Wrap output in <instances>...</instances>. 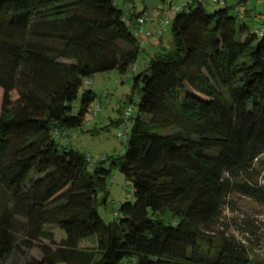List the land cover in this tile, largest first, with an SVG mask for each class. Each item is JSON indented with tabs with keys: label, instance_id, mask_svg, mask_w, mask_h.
Segmentation results:
<instances>
[{
	"label": "trees",
	"instance_id": "16d2710c",
	"mask_svg": "<svg viewBox=\"0 0 264 264\" xmlns=\"http://www.w3.org/2000/svg\"><path fill=\"white\" fill-rule=\"evenodd\" d=\"M250 1L176 7L107 169L57 136L84 125L88 79L137 61L134 16L116 0H0V264L32 250L25 264H264L222 221L232 197L264 207V18ZM112 167L132 194L105 223Z\"/></svg>",
	"mask_w": 264,
	"mask_h": 264
},
{
	"label": "rangeland",
	"instance_id": "374dc122",
	"mask_svg": "<svg viewBox=\"0 0 264 264\" xmlns=\"http://www.w3.org/2000/svg\"><path fill=\"white\" fill-rule=\"evenodd\" d=\"M175 1L176 6L173 5ZM143 4L148 6L146 11H143ZM118 5L125 11L128 24H130L129 14L134 7L136 11L140 12L137 16L146 14L148 18L146 24L142 26L141 34H137L141 46L138 59L125 74L113 71L97 74L88 79L86 89L94 92L97 97L91 105L84 125L78 129H67L57 136V143L60 147H67L86 155L89 158V167L101 163L103 167L110 169L112 161L122 156L124 142L127 140L129 131L137 117L140 94L133 87L135 74L143 72L155 57L151 46L149 47L145 43L146 41H154L152 45H155L159 40L163 41L166 49L171 47L170 22L173 11L177 6L182 5V0H174L171 4L164 3L162 0H132L129 3L119 0ZM247 7L254 9L253 14H260L264 17V0H252ZM205 8L208 13L218 9L217 6L210 3ZM155 13L161 16L160 27L156 31H151L148 25L152 23L151 18L153 19ZM248 25L251 29L256 26L253 22L248 23ZM148 33L151 35L150 40L141 39L142 37L145 38ZM156 52L162 53L163 51ZM78 109L79 99L72 104V114H76ZM261 159L264 160V157ZM106 191V201L99 205L98 211L105 223H111L115 219V212L119 206L129 201L132 185L112 167L110 176L106 181ZM228 200L230 206L224 210L223 223H227L233 228H240L242 235L235 232L238 239L250 241L254 254L260 261L264 262V207H258L242 196H235ZM44 244H48V242L45 241ZM92 246V241L84 242L81 245L82 248ZM32 257L39 258L40 253L37 250H32L27 253L26 258L13 254L5 264H25Z\"/></svg>",
	"mask_w": 264,
	"mask_h": 264
},
{
	"label": "crops",
	"instance_id": "0c3cea01",
	"mask_svg": "<svg viewBox=\"0 0 264 264\" xmlns=\"http://www.w3.org/2000/svg\"><path fill=\"white\" fill-rule=\"evenodd\" d=\"M117 2L119 1V0H116ZM128 2H130V1H132V0H127ZM144 1V0H143ZM123 2L124 3H126V0H123ZM232 4H233V2H232ZM249 4H250V2H249ZM248 4V5H249ZM144 5V7H143V11H146V9L148 8V6H146V4H143ZM173 5L174 6H176V2L175 3H173ZM177 7H179V6H177ZM248 8V7H247ZM136 8L134 7V9L131 11V13L129 14V18L131 17V16H134V18H133V22L131 23V25L132 26H134L135 25V21H136V19H135V17H136V15H138V13H140L138 10L136 11L135 10ZM249 9V8H248ZM249 10H251L252 12L254 11V9H249ZM160 15H157V13H155L154 15H153V19L151 18V24H149L148 26V28L151 30V31H156V29H158V27H160L159 25H160ZM260 18H264V17H262V16H260ZM156 19H158V20H156ZM158 21V22H157ZM146 24V23H145ZM141 39H145V38H141ZM145 40H147V39H145ZM154 43V41H146V45H148L150 48H151V50L152 51H154V54L156 55V54H159L158 52H156V51H165V50H167L165 47H164V45H163V41H159L158 40V42H156L155 43V45H152ZM145 45V46H146ZM162 52V53H163Z\"/></svg>",
	"mask_w": 264,
	"mask_h": 264
},
{
	"label": "built area",
	"instance_id": "2783aa9c",
	"mask_svg": "<svg viewBox=\"0 0 264 264\" xmlns=\"http://www.w3.org/2000/svg\"><path fill=\"white\" fill-rule=\"evenodd\" d=\"M172 0H168L167 2H168V4H170V2H171ZM183 1V3H194V2H200V1H202V0H182ZM210 1V3L211 4H213V5H220V6H224V5H227L229 2H232V1H234V0H209ZM177 9L178 8H176L174 11H173V14L177 11ZM147 16H146V14L145 15H140V16H138L137 17V19H136V21H135V23H136V25H137V27H138V29L137 30H135V34H136V36H137V34H141V32H142V26L143 25H145V23L147 22ZM151 35L148 33V34H146V36H145V39H148V40H150L151 38ZM87 84V81L85 82V85Z\"/></svg>",
	"mask_w": 264,
	"mask_h": 264
}]
</instances>
